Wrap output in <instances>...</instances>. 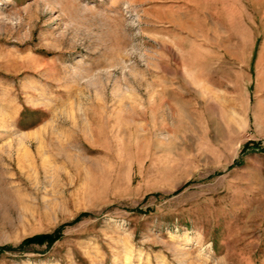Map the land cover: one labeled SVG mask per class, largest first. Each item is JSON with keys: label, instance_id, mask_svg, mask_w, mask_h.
I'll return each mask as SVG.
<instances>
[{"label": "rangeland", "instance_id": "374dc122", "mask_svg": "<svg viewBox=\"0 0 264 264\" xmlns=\"http://www.w3.org/2000/svg\"><path fill=\"white\" fill-rule=\"evenodd\" d=\"M61 225L0 264H264V0H0V247Z\"/></svg>", "mask_w": 264, "mask_h": 264}, {"label": "trees", "instance_id": "16d2710c", "mask_svg": "<svg viewBox=\"0 0 264 264\" xmlns=\"http://www.w3.org/2000/svg\"><path fill=\"white\" fill-rule=\"evenodd\" d=\"M251 146V150H257L258 144L257 143H246L243 147V150H246V148ZM87 213H82L77 218H75L72 222L69 224H73L78 222L81 218L86 217ZM68 225V224H67ZM67 225H61L57 229H55L52 233H46V234H39L34 235L32 237H28L26 239H23L15 248L11 246H2L0 247V255L7 251H13V250H23L31 245H47L51 246L53 243L58 241L61 238L62 229Z\"/></svg>", "mask_w": 264, "mask_h": 264}, {"label": "crops", "instance_id": "0c3cea01", "mask_svg": "<svg viewBox=\"0 0 264 264\" xmlns=\"http://www.w3.org/2000/svg\"><path fill=\"white\" fill-rule=\"evenodd\" d=\"M245 30L248 32V34L252 31L249 26L245 27ZM252 33V32H251ZM251 36V35H250Z\"/></svg>", "mask_w": 264, "mask_h": 264}]
</instances>
